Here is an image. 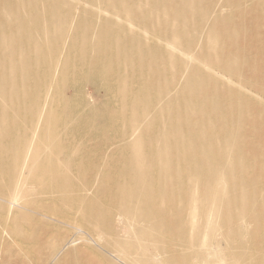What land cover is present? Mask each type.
I'll return each instance as SVG.
<instances>
[{"label": "bare ground", "instance_id": "6f19581e", "mask_svg": "<svg viewBox=\"0 0 264 264\" xmlns=\"http://www.w3.org/2000/svg\"><path fill=\"white\" fill-rule=\"evenodd\" d=\"M0 264H264V0H0Z\"/></svg>", "mask_w": 264, "mask_h": 264}, {"label": "rangeland", "instance_id": "374dc122", "mask_svg": "<svg viewBox=\"0 0 264 264\" xmlns=\"http://www.w3.org/2000/svg\"><path fill=\"white\" fill-rule=\"evenodd\" d=\"M87 92L91 93L93 95L94 99H96L97 101H98V99H100V95H97L96 93H94L91 87L87 88ZM9 239H12V238H9Z\"/></svg>", "mask_w": 264, "mask_h": 264}]
</instances>
